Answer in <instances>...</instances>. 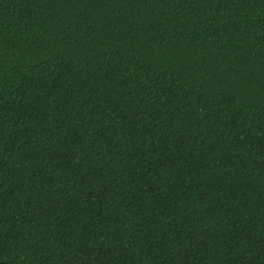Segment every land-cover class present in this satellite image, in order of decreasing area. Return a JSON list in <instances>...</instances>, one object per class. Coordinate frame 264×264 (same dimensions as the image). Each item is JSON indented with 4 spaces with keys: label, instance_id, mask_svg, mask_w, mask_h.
<instances>
[{
    "label": "trees",
    "instance_id": "trees-1",
    "mask_svg": "<svg viewBox=\"0 0 264 264\" xmlns=\"http://www.w3.org/2000/svg\"><path fill=\"white\" fill-rule=\"evenodd\" d=\"M0 263L264 264V0H0Z\"/></svg>",
    "mask_w": 264,
    "mask_h": 264
},
{
    "label": "water",
    "instance_id": "water-1",
    "mask_svg": "<svg viewBox=\"0 0 264 264\" xmlns=\"http://www.w3.org/2000/svg\"><path fill=\"white\" fill-rule=\"evenodd\" d=\"M0 264H3V263H0Z\"/></svg>",
    "mask_w": 264,
    "mask_h": 264
}]
</instances>
